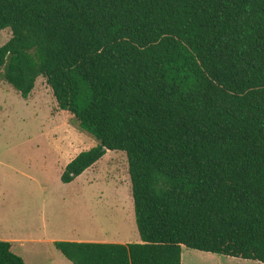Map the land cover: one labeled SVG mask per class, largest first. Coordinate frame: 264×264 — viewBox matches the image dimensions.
I'll return each instance as SVG.
<instances>
[{
	"label": "trees",
	"instance_id": "obj_1",
	"mask_svg": "<svg viewBox=\"0 0 264 264\" xmlns=\"http://www.w3.org/2000/svg\"><path fill=\"white\" fill-rule=\"evenodd\" d=\"M0 81L40 77L129 162L139 244L55 242L72 264H183L185 248L264 264V0H0ZM0 264H27L0 241Z\"/></svg>",
	"mask_w": 264,
	"mask_h": 264
},
{
	"label": "rangeland",
	"instance_id": "obj_2",
	"mask_svg": "<svg viewBox=\"0 0 264 264\" xmlns=\"http://www.w3.org/2000/svg\"><path fill=\"white\" fill-rule=\"evenodd\" d=\"M11 38V30L0 33V47ZM96 145L92 137L79 131L69 113L58 108L44 77L38 79L27 101L0 81V241L14 240L13 251L27 264H72L49 242L62 229L66 240H70L68 235L83 234L92 243H141L125 153L108 152L84 178L70 185L61 182L62 167L55 166ZM50 160L51 176L44 168ZM3 167L13 172L4 178ZM10 176L13 183H9ZM5 179L8 183L3 185ZM34 180L46 187L42 193L33 189L38 185ZM45 220V229L40 230ZM34 237L39 238L25 244L17 239ZM183 264L263 263L185 248Z\"/></svg>",
	"mask_w": 264,
	"mask_h": 264
},
{
	"label": "crops",
	"instance_id": "obj_3",
	"mask_svg": "<svg viewBox=\"0 0 264 264\" xmlns=\"http://www.w3.org/2000/svg\"><path fill=\"white\" fill-rule=\"evenodd\" d=\"M35 91V90H34ZM34 91H33V93H34ZM32 93V94H33ZM32 94H31V96H32ZM31 96H30V98H31ZM29 98V99H30ZM28 99V100H29ZM27 101V100H26ZM77 157V156H76ZM75 157V158H76ZM74 158V159H75ZM73 159V160H74ZM72 160V161H73ZM46 161H48V160H46ZM50 163V164H49ZM69 163H71V161H69L68 163H64L63 161H60L55 167H62V172H61V176H62V174H63V172H64V170H65V168L69 165ZM46 166L44 167L45 168V171L46 172H48L49 171V173H50V176L52 175V160H50L48 163L46 162V163H44ZM48 164V165H47ZM4 166V165H3ZM2 167V166H1ZM54 167V166H53ZM6 168V167H5ZM9 168V167H8ZM37 168H38V170L40 171V172H43V169L41 170V167H40V165L38 164V166H37ZM95 168V166L93 167V168H91V169H89L87 172H85L82 176H80L77 180H79V179H82V178H84L90 171H92L93 169ZM3 173H4V178H5V173L6 174H8V175H10L13 171H12V169H7V171H5V169H4V167H3ZM60 176V177H61ZM10 179H9V183H13L12 181H13V177L12 176H10L9 177ZM76 180V181H77ZM6 181V183H8V180H3V185L5 184L4 182ZM75 181V182H76ZM32 182H33V179H32ZM34 182H36V183H38V185H35L34 186V188H33V186H32V188L34 189V190H36V191H38V192H41L42 193V191L43 190H45L46 189V187L42 184V183H40L38 180H34ZM62 182V181H61ZM74 183V182H73ZM73 183H71V184H73ZM16 184V183H15ZM63 184V183H62ZM66 185V184H65ZM68 185H70V184H68ZM9 186H11V187H13V185H9ZM3 188H4V186H2ZM1 187V188H2ZM19 187H20V185L19 184H17V188L16 187H13V188H16V189H19ZM17 197H18V195H17ZM1 199H3L4 201H6V197H5V199H4V195H2V197H1ZM6 204V203H5ZM38 213H40V211L38 212ZM44 217V216H43ZM42 220H43V218H42ZM46 221V220H45ZM47 224V221H46V223H42V226H41V229L40 230H44L45 229V225ZM62 231V233L61 234H56L55 235V237L54 238H52V239H50L49 240V242L51 243V244H53L54 245V243L55 242H58V241H64V239L66 240L67 238H64V229H62L61 230ZM68 237H69V239L70 240H66V241H70V242H72V241H75V242H90V241H93V240H86L87 238H86V236H84L83 234H76V236L75 237H72V236H69L68 235ZM2 238V237H1ZM36 238H39V237H34V239H20V238H17V239H19V240H23L22 241V243L21 244H25V242H27V241H34V240H36ZM16 239V240H17ZM11 243L14 241V240H12V239H10L9 240ZM12 245H13V243H12ZM13 248H14V246H13Z\"/></svg>",
	"mask_w": 264,
	"mask_h": 264
}]
</instances>
